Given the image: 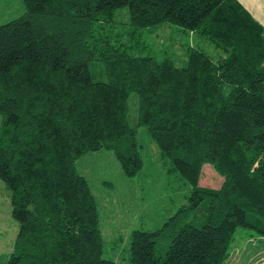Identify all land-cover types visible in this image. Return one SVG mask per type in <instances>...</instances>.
Wrapping results in <instances>:
<instances>
[{
	"label": "trees",
	"instance_id": "trees-1",
	"mask_svg": "<svg viewBox=\"0 0 264 264\" xmlns=\"http://www.w3.org/2000/svg\"><path fill=\"white\" fill-rule=\"evenodd\" d=\"M23 1L0 25V181L19 224L7 264H116L77 162L110 151L135 177L141 127L192 194L163 228L132 233L129 264H227L240 228L264 239V27L237 0ZM165 25L226 57L152 56L145 31ZM209 165L219 187L200 183ZM198 212L201 226L181 222Z\"/></svg>",
	"mask_w": 264,
	"mask_h": 264
},
{
	"label": "rangeland",
	"instance_id": "rangeland-1",
	"mask_svg": "<svg viewBox=\"0 0 264 264\" xmlns=\"http://www.w3.org/2000/svg\"><path fill=\"white\" fill-rule=\"evenodd\" d=\"M25 12L23 0H0V25ZM128 20L129 17L119 18L124 23ZM144 40L149 45V54L158 58L169 57L178 67L186 65L190 47L204 51L213 60L226 57L214 43L200 39L177 25L146 30ZM91 68L94 79H102L100 67L91 64ZM131 104L134 125L138 117L135 95ZM137 140L144 166L135 177L129 178L124 174L120 162L110 151L89 153L77 162L80 174L87 179L97 201L104 238L103 259L116 264H129L134 231L155 232L163 228L182 207L190 205L192 194L191 187L174 171L171 161L162 157L147 128L138 129ZM209 167L212 169L204 167L200 183L204 187H219L223 177L212 166ZM8 194L0 181V264L9 262L19 233V224L11 215ZM206 219V214L198 212L181 222L201 226ZM166 250V244L159 247L162 254ZM227 264H264V239L253 230L240 228Z\"/></svg>",
	"mask_w": 264,
	"mask_h": 264
},
{
	"label": "crops",
	"instance_id": "crops-1",
	"mask_svg": "<svg viewBox=\"0 0 264 264\" xmlns=\"http://www.w3.org/2000/svg\"><path fill=\"white\" fill-rule=\"evenodd\" d=\"M264 27V0H237Z\"/></svg>",
	"mask_w": 264,
	"mask_h": 264
}]
</instances>
